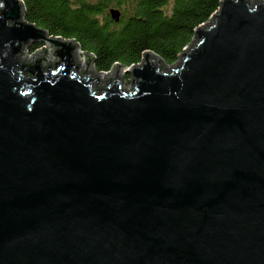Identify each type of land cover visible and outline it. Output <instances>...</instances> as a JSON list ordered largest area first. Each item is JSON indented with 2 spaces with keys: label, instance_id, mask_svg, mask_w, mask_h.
I'll list each match as a JSON object with an SVG mask.
<instances>
[{
  "label": "water",
  "instance_id": "1",
  "mask_svg": "<svg viewBox=\"0 0 264 264\" xmlns=\"http://www.w3.org/2000/svg\"><path fill=\"white\" fill-rule=\"evenodd\" d=\"M179 56L94 72L0 0V264H264V0Z\"/></svg>",
  "mask_w": 264,
  "mask_h": 264
},
{
  "label": "trees",
  "instance_id": "2",
  "mask_svg": "<svg viewBox=\"0 0 264 264\" xmlns=\"http://www.w3.org/2000/svg\"><path fill=\"white\" fill-rule=\"evenodd\" d=\"M220 0H22L24 18L52 35L74 38L93 53L97 71L114 63H138L151 50L167 64L189 44L194 29L207 21ZM120 9L118 21L109 7ZM40 44L33 43L35 50Z\"/></svg>",
  "mask_w": 264,
  "mask_h": 264
},
{
  "label": "rangeland",
  "instance_id": "3",
  "mask_svg": "<svg viewBox=\"0 0 264 264\" xmlns=\"http://www.w3.org/2000/svg\"><path fill=\"white\" fill-rule=\"evenodd\" d=\"M40 44V43H39ZM22 52H25V54L28 56V54H30V49L29 47L25 48L24 50H22ZM79 58H82L83 55L82 53H80L78 55ZM182 59V56H178L177 60L171 64H167V63H161V70L163 71H166V72H170L172 70V68H175L178 64V62ZM92 69L94 71V67L92 66ZM95 72V71H94ZM121 86H122V89H129V87L131 86V82H130V75L128 73H124V70L122 71V74H121Z\"/></svg>",
  "mask_w": 264,
  "mask_h": 264
},
{
  "label": "built area",
  "instance_id": "4",
  "mask_svg": "<svg viewBox=\"0 0 264 264\" xmlns=\"http://www.w3.org/2000/svg\"><path fill=\"white\" fill-rule=\"evenodd\" d=\"M42 45H43V44L41 43V44H40L35 50L30 51V52H29L30 54H28V56L26 55V59H27L32 53H34L36 50L41 49V48H42ZM186 46H187V45H186ZM186 46H185V47H186ZM185 47H184V48H185ZM25 48H26V47H25ZM25 48H23L22 50H24ZM27 48H28V47H27ZM184 48H183V49H184Z\"/></svg>",
  "mask_w": 264,
  "mask_h": 264
},
{
  "label": "bare ground",
  "instance_id": "5",
  "mask_svg": "<svg viewBox=\"0 0 264 264\" xmlns=\"http://www.w3.org/2000/svg\"><path fill=\"white\" fill-rule=\"evenodd\" d=\"M80 50V49H79ZM81 52L80 51H77V56L80 54ZM156 56V55H155ZM157 57V56H156ZM79 58V57H78ZM158 58V57H157ZM92 68V66H91ZM93 70V69H92ZM122 77V76H121Z\"/></svg>",
  "mask_w": 264,
  "mask_h": 264
}]
</instances>
